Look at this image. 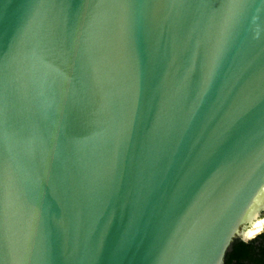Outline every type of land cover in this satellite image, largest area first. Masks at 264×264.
Returning a JSON list of instances; mask_svg holds the SVG:
<instances>
[{
    "label": "water",
    "instance_id": "95a60500",
    "mask_svg": "<svg viewBox=\"0 0 264 264\" xmlns=\"http://www.w3.org/2000/svg\"><path fill=\"white\" fill-rule=\"evenodd\" d=\"M263 218L264 0H0V264H225Z\"/></svg>",
    "mask_w": 264,
    "mask_h": 264
},
{
    "label": "trees",
    "instance_id": "16d2710c",
    "mask_svg": "<svg viewBox=\"0 0 264 264\" xmlns=\"http://www.w3.org/2000/svg\"><path fill=\"white\" fill-rule=\"evenodd\" d=\"M224 263L264 264V232L249 242L234 239L225 253Z\"/></svg>",
    "mask_w": 264,
    "mask_h": 264
},
{
    "label": "bare ground",
    "instance_id": "6f19581e",
    "mask_svg": "<svg viewBox=\"0 0 264 264\" xmlns=\"http://www.w3.org/2000/svg\"><path fill=\"white\" fill-rule=\"evenodd\" d=\"M263 228H264V218L255 226V228L248 234L247 237H252V236L256 235Z\"/></svg>",
    "mask_w": 264,
    "mask_h": 264
},
{
    "label": "clouds",
    "instance_id": "9594fccd",
    "mask_svg": "<svg viewBox=\"0 0 264 264\" xmlns=\"http://www.w3.org/2000/svg\"><path fill=\"white\" fill-rule=\"evenodd\" d=\"M263 229H264V228H263ZM263 229H262V230H263ZM262 230H261V231H262ZM263 232H264V231H263ZM261 233H262V232H261ZM259 234H260V232H258V234L256 235V237H257Z\"/></svg>",
    "mask_w": 264,
    "mask_h": 264
},
{
    "label": "rangeland",
    "instance_id": "374dc122",
    "mask_svg": "<svg viewBox=\"0 0 264 264\" xmlns=\"http://www.w3.org/2000/svg\"><path fill=\"white\" fill-rule=\"evenodd\" d=\"M263 231H264V229L262 231H260V233L263 232Z\"/></svg>",
    "mask_w": 264,
    "mask_h": 264
},
{
    "label": "snow or ice",
    "instance_id": "6c2138e0",
    "mask_svg": "<svg viewBox=\"0 0 264 264\" xmlns=\"http://www.w3.org/2000/svg\"><path fill=\"white\" fill-rule=\"evenodd\" d=\"M206 91V90H205ZM203 94V93H202Z\"/></svg>",
    "mask_w": 264,
    "mask_h": 264
}]
</instances>
